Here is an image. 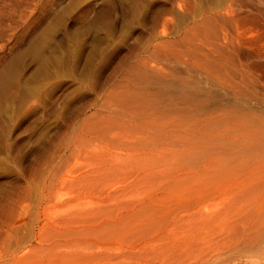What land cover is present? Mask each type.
<instances>
[{
    "label": "rangeland",
    "instance_id": "374dc122",
    "mask_svg": "<svg viewBox=\"0 0 264 264\" xmlns=\"http://www.w3.org/2000/svg\"><path fill=\"white\" fill-rule=\"evenodd\" d=\"M0 264H264V0H0Z\"/></svg>",
    "mask_w": 264,
    "mask_h": 264
},
{
    "label": "bare ground",
    "instance_id": "6f19581e",
    "mask_svg": "<svg viewBox=\"0 0 264 264\" xmlns=\"http://www.w3.org/2000/svg\"><path fill=\"white\" fill-rule=\"evenodd\" d=\"M140 78L143 81H146L148 83L152 82L153 84L157 85L158 86L157 89H159L158 93L163 95V96L164 95H170L171 96V94H175L176 96L183 97L184 101H186L187 103L189 101L190 102L192 101L196 105H199V107H201V106L203 107V105L206 106V103L211 102L213 99H215L217 97L216 93L213 91L203 89L199 86L193 85L192 83H191L192 85L191 84L189 85L185 82H182L181 80L180 81L176 80L175 82H173L174 80L173 81H169V80L167 81V80H164L158 76H154L153 74H152V76L142 75V76H140ZM192 82H193V80H192ZM174 96H172V97H174ZM181 97H179V98H181ZM169 98H171V97H169ZM181 100H183V99L181 98ZM193 108H194V106H193Z\"/></svg>",
    "mask_w": 264,
    "mask_h": 264
}]
</instances>
